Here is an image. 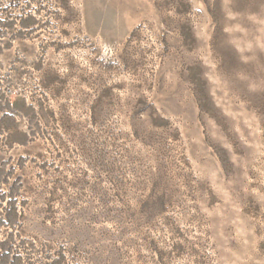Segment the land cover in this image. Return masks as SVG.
Wrapping results in <instances>:
<instances>
[{"label":"rangeland","instance_id":"rangeland-1","mask_svg":"<svg viewBox=\"0 0 264 264\" xmlns=\"http://www.w3.org/2000/svg\"><path fill=\"white\" fill-rule=\"evenodd\" d=\"M0 264H264V0H0Z\"/></svg>","mask_w":264,"mask_h":264}]
</instances>
